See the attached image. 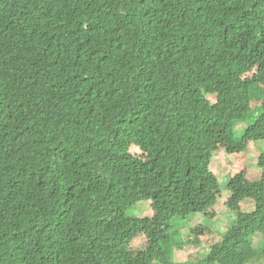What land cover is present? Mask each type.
Listing matches in <instances>:
<instances>
[{
    "label": "trees",
    "instance_id": "trees-1",
    "mask_svg": "<svg viewBox=\"0 0 264 264\" xmlns=\"http://www.w3.org/2000/svg\"><path fill=\"white\" fill-rule=\"evenodd\" d=\"M263 141L264 0H0V264H254Z\"/></svg>",
    "mask_w": 264,
    "mask_h": 264
},
{
    "label": "rangeland",
    "instance_id": "rangeland-1",
    "mask_svg": "<svg viewBox=\"0 0 264 264\" xmlns=\"http://www.w3.org/2000/svg\"><path fill=\"white\" fill-rule=\"evenodd\" d=\"M212 100L215 101V97H212ZM259 100H256V103ZM247 126L246 123H239L237 132L239 136H241L242 132L244 131V128ZM264 142V141H263ZM260 143V148L264 151V143ZM247 165L249 169V176L251 179H255V176L257 178L260 175V172L262 171V167L257 165V152L252 151L246 156ZM229 164L227 155L225 151L217 152L213 159H212V169L215 172V174L218 176L220 182L223 185L227 184L228 179V167ZM256 178V179H257ZM148 205L145 206V209H142L141 211L143 213H148L149 207ZM255 205L252 203H245L243 204V209L245 211H252L254 210ZM140 212V213H142ZM232 216H228V218H231ZM200 224L205 225H212L216 228L217 231H222L224 229V225L218 222L217 220H211L209 218H206L203 214H193L189 215L186 218L182 217H176L173 222V230H180L181 232L184 231L186 228L191 226H197ZM187 233L185 234V237H182L183 245L181 247L176 246L175 249H171L170 256L177 264H197L198 263V251L199 248L196 246H187L184 245L185 240L189 238ZM218 238V236H216ZM264 242V236L261 233H257L254 238V246H261ZM254 264H264V256H260L257 260L253 262Z\"/></svg>",
    "mask_w": 264,
    "mask_h": 264
},
{
    "label": "clouds",
    "instance_id": "clouds-1",
    "mask_svg": "<svg viewBox=\"0 0 264 264\" xmlns=\"http://www.w3.org/2000/svg\"><path fill=\"white\" fill-rule=\"evenodd\" d=\"M143 209H145V208H143ZM146 210V209H145ZM145 214H147V213H145Z\"/></svg>",
    "mask_w": 264,
    "mask_h": 264
}]
</instances>
